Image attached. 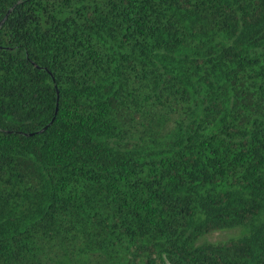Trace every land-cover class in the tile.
<instances>
[{
    "label": "trees",
    "instance_id": "trees-1",
    "mask_svg": "<svg viewBox=\"0 0 264 264\" xmlns=\"http://www.w3.org/2000/svg\"><path fill=\"white\" fill-rule=\"evenodd\" d=\"M0 264H264V0H0Z\"/></svg>",
    "mask_w": 264,
    "mask_h": 264
},
{
    "label": "rangeland",
    "instance_id": "rangeland-1",
    "mask_svg": "<svg viewBox=\"0 0 264 264\" xmlns=\"http://www.w3.org/2000/svg\"><path fill=\"white\" fill-rule=\"evenodd\" d=\"M236 230H223V231H215L212 233L207 234L204 239L209 240V241H217V240H223L232 234H234Z\"/></svg>",
    "mask_w": 264,
    "mask_h": 264
}]
</instances>
